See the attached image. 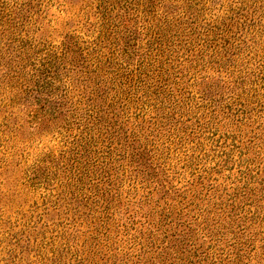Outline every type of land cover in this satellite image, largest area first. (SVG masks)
<instances>
[{"label": "rangeland", "instance_id": "1", "mask_svg": "<svg viewBox=\"0 0 264 264\" xmlns=\"http://www.w3.org/2000/svg\"><path fill=\"white\" fill-rule=\"evenodd\" d=\"M28 1L33 6L29 5L30 9L25 14H28L34 24L22 30L28 38L25 42L26 46L20 48L22 43L19 34L15 35L14 32L10 34L6 28L4 31L0 22V264H199L198 256L192 255L188 250L189 244L179 233V227L173 225L176 221L174 217L177 210L182 213L181 219H195L199 216L197 221L192 220L195 229L198 228L195 230L197 232H193L194 242L196 244L203 242L205 248L208 242L203 240L202 231L199 230L198 222L203 221V214L199 209H206L209 213L214 212L215 207L210 204L212 201L206 198L201 201L197 199L198 202H191L187 207H183L180 203L177 205L174 203L181 201L185 204L187 199L173 198V192L162 196L161 191L154 190L153 199L144 202L139 209L135 201L138 197H142L140 193L145 190L140 187V192L133 194L135 188L130 187V179L125 176L121 168H113L112 172L117 173L121 181L115 182L120 188L119 196L115 201L113 200L111 206L113 217L109 220V233L100 220V216L104 214L102 207L108 201V197L103 194L97 200L100 197L98 191H103L107 181H103L104 185L100 186L103 188L99 189L94 183V174L98 175L99 179L104 178L106 168L102 169L101 160L105 161L107 155L101 153L92 167L86 166L83 161L89 153L86 155L87 153L77 152V141H73V136L79 129L74 121V112H71V104H74L79 93L85 91L83 87L88 85L89 90L95 88L99 82L95 80L94 86V79L79 80L81 84L76 82L78 75H82L79 68H83L73 62L74 56L77 55L75 51L78 46L85 47L91 38L101 31L103 37L109 36L108 24L113 20L106 22L105 18L114 17L115 21H118L117 13L123 12L119 6L121 2L106 0V8L102 12L104 8L100 0H18L17 4H14L13 0H8L12 8L25 5ZM235 1L212 0L215 5L214 11L222 16L224 9L233 6ZM256 1L263 7L260 15L263 16L261 23H264V0ZM220 3H222L221 10ZM104 13L105 16L102 17ZM120 34L130 44L137 46L138 42H141V36L136 35L135 32H132L131 36L123 31ZM67 41H75L73 48L75 50L68 51L67 57L63 60L58 58L56 61L53 60L54 63L50 66L41 65L47 53L55 48L58 50L61 43ZM133 58L135 59V56ZM229 71L227 68L223 70L221 75L226 77L229 75V77L225 78L224 85L215 88L218 91L223 89L224 98L219 101L221 105L229 101L231 93L227 87L233 85L236 78V72L228 73ZM208 73L211 74V70ZM231 77H234L233 80H228ZM191 80L185 82L190 84ZM216 82H212L213 88ZM249 86L250 84H246L243 89ZM201 87L202 82L194 85L192 91ZM252 90L241 97L251 98L249 95ZM101 92L100 89L99 93ZM99 93L96 94L100 95ZM259 95L264 101V90H259ZM197 96L198 94H194L193 103L196 102L195 110L201 112L198 108L201 97L198 100ZM251 101L253 99L249 100L248 106L255 107V103ZM98 102H102L103 110L109 116L108 121L116 128L117 137L113 140V150H116L113 155L118 157L117 160L115 158L116 165L118 162L129 168H134L136 165V161L129 162V157L123 158L131 152L127 146L128 142L137 146L146 144V149H150L148 154L158 156L162 153L161 149H164L162 141H158L157 147H153L154 143H151V140L154 142L159 137L154 131L140 140L132 136V132L140 127L138 120L142 119V117L138 119L139 116L135 117L134 106L126 109L115 103L112 107H107L103 101L98 99ZM42 106L45 107L47 114H43ZM216 107L220 108V104ZM113 111L119 117L112 115ZM260 112L264 115V110L261 109ZM126 113L131 114V117ZM155 113L156 110L148 109L147 121ZM255 125L256 123L252 125L257 132L255 141H247V136L252 133L250 125H242L243 141H239L244 153L249 147L244 156L249 161V164H246L247 159H245L247 178L250 179L252 176L248 186L252 196L246 190L242 194L241 190L244 188H240L238 193L240 206L244 204L245 215L249 217L244 223L249 224L254 221L250 229L255 234L257 249L252 252L248 249L247 254L256 255L260 252L258 245L262 241L264 243V228L259 225V218L253 220L250 216L257 211L261 217L264 212V124L263 129L256 128ZM112 130L113 128L110 127L111 133ZM201 138L202 141H195L196 139L172 141L171 151L164 159L169 166L165 165L164 170L159 161L153 162H157L156 166L160 172L163 170L168 176L167 185L172 184L178 191H183L188 185L187 181L196 180L203 170L221 166L219 171L215 168L210 171V178L205 179V183L213 179L219 189L218 193L223 196L217 200V203L225 205L229 200L223 189L231 192L240 149L237 148L228 154L221 153L218 151L219 141H215L217 136L206 135ZM100 141L97 146L105 145L106 141H103V144H100ZM248 143L250 144L246 147ZM119 149L125 150L124 154L121 150V155H118ZM223 156L229 157L224 164L220 159ZM138 166L141 169L135 168L133 171V174L137 175V180L147 179L149 187L153 188L154 178L146 175L150 169L147 167L144 172L142 171L145 170L144 166L142 164ZM244 166L242 168H245ZM242 182L243 180L239 185H242ZM196 189L199 191L198 187ZM164 199L171 206L174 205L173 210L163 209L161 212L160 207H168L163 202ZM122 201H127L123 207L116 206ZM126 205L128 209L124 212ZM154 209L158 212H153ZM167 211L169 214L162 217V213ZM134 212L136 220L143 223L137 226L136 231L131 227L132 229L126 234L122 232L125 216ZM93 218L97 220L93 221ZM147 220L150 221L149 225ZM181 228L186 229L184 226ZM105 229L109 236H106L107 233L103 234ZM136 233L141 238L139 242L137 241L139 239L136 240L137 245L132 243L131 236ZM203 246L198 249L201 251Z\"/></svg>", "mask_w": 264, "mask_h": 264}, {"label": "trees", "instance_id": "2", "mask_svg": "<svg viewBox=\"0 0 264 264\" xmlns=\"http://www.w3.org/2000/svg\"><path fill=\"white\" fill-rule=\"evenodd\" d=\"M17 1L13 0V3L17 4ZM100 1L103 3V12L106 8V0ZM116 1L121 2L119 6L123 12L117 13L118 21H115L114 17L105 18L106 22L113 20L111 24H108L109 36L103 37L101 31L92 37L85 47L78 46L75 51L77 55L73 58L74 64L81 65L83 68H79L82 75H78L77 83L81 84L82 79L90 81L94 79V86L95 80H99L95 88L88 90V85L83 87L85 91L77 95L74 104H71V112H74V121L79 129L78 133L73 136V141H77V152L87 153L86 155L89 153L84 158L83 164L92 167V164L94 165L98 161L101 153L107 155L105 161L101 160L102 169L106 168L105 175L102 174L104 178L99 179L98 175L94 174V183L97 189L103 188L100 186L104 185L103 181H107L103 191H98L100 197L97 198V200L100 199L103 194L108 197V201L102 207L104 214L100 216L102 226H106L110 233L109 220L113 217L111 206L113 200L115 201L119 196L120 188L115 182L116 180L121 181L117 173L112 170L121 168L131 181L129 182V184L131 183L130 187L135 188L133 194H138L140 187L145 190L140 193L142 197H138L135 201L139 209L144 202L153 199L154 190L161 191L160 195L162 196L173 192V198L187 199L185 204L181 201L174 203L176 205L180 203L183 207H187L191 202H198L197 199L201 201L206 198L208 201H212L210 204L215 207L214 212L209 213L206 209H199V212L203 214V221L198 222L199 230L202 231L203 240L208 242L205 248L203 242L199 244L194 242L193 232L198 228L195 229L192 220L197 221V218L200 217L181 219L182 213L178 210L174 217L176 221L173 225L179 227V233L189 244L188 250L192 252V255L198 256L199 264L202 262L203 264H246L250 260L253 261L249 264H264L263 241L258 245L259 253L256 255L247 254L248 249L250 252L257 249L255 234L250 229L254 221L249 224L244 223L249 217L245 215L244 204L243 206L241 204L242 207L240 206L238 193L240 188H244L241 190L242 194L246 190L252 196L248 187L252 176L250 179L247 178L246 164H249V161L244 156L250 143L246 145L245 153L239 144V141H243L242 125L251 126L250 132L252 133L247 136V141H255L257 132L252 128V125L256 123V128L263 129L264 124V115L260 112L261 109L264 110V101L260 99L259 95V90H264V23H261L263 16L260 15L263 7L256 0H236L233 6L224 9V15L221 16L214 11L215 5L212 0ZM10 5L8 0H0V22L4 31L6 28L10 34L13 32L15 35L19 34L21 48L26 46L25 42L28 40L22 32L23 28L34 24L30 21L28 14H25L33 5L30 4V1L25 5H18V8H12ZM221 5L222 3L219 5L220 10ZM219 7H217L218 10ZM104 16L105 13L102 17ZM16 31L18 32L16 33ZM122 31L128 36L135 32L136 35L141 36V42H138L137 46L130 44L123 39L120 34ZM75 41L62 42L58 50L53 47L55 50L45 55L46 58L42 59L41 65L50 66L57 58L65 59L68 51L75 50L73 49ZM225 68L230 70L228 73L235 71L236 78L231 86L229 83L234 77L228 79L230 81L227 83L229 85L227 90L231 96L226 104L221 105L219 101L224 98L222 96L223 89L218 91L215 88L221 87V84L224 85L225 78L229 77V75L228 77L221 75ZM209 70H211V74L208 73ZM190 79H192L191 83L187 84L185 81ZM215 81L217 82L213 88L212 82ZM200 82H202L201 89L197 88L196 91H192V87ZM246 84H250V86L243 89ZM100 86L102 87L100 88L101 93H99ZM242 89L243 91H241ZM251 89H253L249 95L251 98L243 99L241 96L247 95ZM233 90L237 92L234 93ZM194 94H198V100L201 97L199 101L201 104L198 105L201 112L195 110ZM98 99L103 101L107 107H112L115 103L126 107V109L134 106L135 117L139 116L138 119L141 117L142 119L138 120L140 127L133 132L131 130L132 136L140 140L151 135L150 133L154 131L159 137L154 142L151 140V143H154L153 147H157L158 141H162L164 148L161 149L162 153L158 156L148 154L150 149H146V144L137 146L135 143L128 142L127 146L131 152H128L129 155L123 158L129 157V162L136 161V165L134 168L126 167L122 162H118L116 165L117 153H115V157L113 155L116 152L113 150V140L117 137L116 128L113 123L108 121L109 116L103 110L104 106L101 104L102 102H98ZM251 99H253L251 102L255 103V107L248 106ZM219 104L220 108L217 109L216 106ZM151 108L156 110V113L147 121L146 112ZM204 108L206 109L204 110ZM41 110H44L43 114H47L45 107ZM50 111L53 112L52 109ZM112 115L118 116L114 111ZM127 116L131 117V114H127ZM110 123L111 126H109ZM110 127L113 128L112 133ZM206 135L218 137L215 141H219L218 151L221 153L228 154L237 148L240 149L231 192L223 189L229 200L225 205L217 203V200L223 196L218 193L219 189L213 179L205 183V179L210 178V171H213L214 168L219 171L221 166L203 170L196 180L187 181L188 185L183 191L176 190L172 184L167 185L166 177L168 176L163 171L165 165L169 166L164 159L165 155H169L171 151L172 141H194L195 139V141H202L201 136L205 137ZM98 141L100 144H103V141L106 142L105 145L97 146ZM196 146L198 147L197 144ZM80 148L82 150H79ZM121 150L124 154L125 150L119 149L118 155H121ZM228 158L223 156L220 159L224 164ZM76 159L79 158L76 157ZM245 159H247L246 164ZM155 160L162 165L161 172L156 166L157 162H153ZM141 164L145 169L142 171L146 172L147 167L150 169L146 175L154 178V183L151 182L153 188L149 187L147 179L139 178L137 180V175L133 174L135 168L141 169L138 166ZM243 165L245 168H242ZM241 180H243L242 185H239ZM139 183L140 185H138ZM196 187L199 188V191ZM126 202L122 201L116 206L123 207ZM163 202L168 207H160L161 212L163 209L173 210L174 205L171 206L165 199ZM127 207L128 205L124 207V212L128 209ZM153 212L158 211L154 209ZM242 212L244 214H241ZM146 213L150 214L148 211ZM162 214L163 217L169 212ZM188 214L187 212L186 215ZM250 218L253 220L259 218V225L264 228V212L260 217L256 211L251 214ZM96 220L97 218H93V221ZM146 222L147 225L150 224V221ZM141 223L136 220L135 212L128 213L125 216L122 232L128 234L131 227H134L136 231L137 226ZM123 225L121 226L123 227ZM183 226L186 229L181 228ZM106 233L105 229L103 234L106 235ZM109 233L106 236H109ZM138 235V233L131 235L133 244H136L137 239H139L138 242L141 241ZM201 246L203 248L200 251L198 248ZM187 255L189 256V254Z\"/></svg>", "mask_w": 264, "mask_h": 264}]
</instances>
